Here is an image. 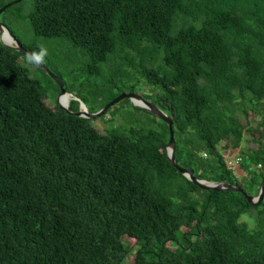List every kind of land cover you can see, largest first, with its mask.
I'll list each match as a JSON object with an SVG mask.
<instances>
[{
  "label": "trees",
  "instance_id": "16d2710c",
  "mask_svg": "<svg viewBox=\"0 0 264 264\" xmlns=\"http://www.w3.org/2000/svg\"><path fill=\"white\" fill-rule=\"evenodd\" d=\"M30 1L33 35L62 40L86 59L83 72L137 95L139 82L150 88L138 96L170 118L176 166L242 193L181 176L155 116L159 131L100 133L97 117L49 107L13 61L25 55L0 43V264H119L124 237L138 243L130 264H264V194L256 206L243 196H256L264 176V0ZM243 103L258 116L246 128L255 147L239 153L251 192L218 149L241 144Z\"/></svg>",
  "mask_w": 264,
  "mask_h": 264
},
{
  "label": "rangeland",
  "instance_id": "374dc122",
  "mask_svg": "<svg viewBox=\"0 0 264 264\" xmlns=\"http://www.w3.org/2000/svg\"><path fill=\"white\" fill-rule=\"evenodd\" d=\"M31 9V1L23 0L20 4L10 8L8 11L0 14V24L9 32V34L21 45L28 48L30 51L36 50L39 46H44L48 49V55L43 63L46 70L52 74L61 84V87L65 92L71 91V95L76 98V102H81L88 113H92L98 109L99 111L104 105L116 98L121 94H128L129 87L123 86L120 88H113L112 85H106L102 79L95 78L83 72V65L86 62L85 58H81L75 55L69 50L68 46L59 39H46L33 35L29 23L27 21V14ZM13 61L18 62L19 65L27 69L29 77L39 81L42 88L45 90V104L53 108L55 98L59 93V88L51 78H48L46 74H42L39 68L33 67L26 63L25 58L22 56L14 55ZM101 74L106 76V70L104 66H101ZM46 75V76H45ZM56 85V87L54 86ZM142 92H139L142 96H147L152 92H149V87L140 84ZM152 89V88H151ZM136 94V93H135ZM138 94V95H139ZM71 98L69 97V102ZM149 102H152V98H149ZM68 102V103H69ZM244 110L247 115L244 116L242 109L235 112V116L239 120L240 124L245 128L242 132V142L235 149L223 150V144L218 145V149L222 152V158L225 161L226 158L231 156H239L241 151L254 148L255 145L250 141L251 137L246 133L247 127H254L258 121V116L254 112L249 111L247 103H243ZM259 108L264 111V99L261 101ZM257 107H254L256 110ZM94 111L93 113L97 112ZM101 116V115H100ZM91 125L100 133H104L106 130L116 128L119 132H125L128 128L139 129L143 132L146 131H159L161 129L160 122L149 113L141 109H136L128 100L122 99L116 102L112 106L108 107L103 113V116L97 117L92 120ZM257 134L255 133V136ZM194 148V147H193ZM197 158L201 159V152H198ZM203 159V157H202ZM241 163L237 165L229 166L226 168L240 185L248 192L254 190V183L250 182L247 173L241 168ZM245 165V163H243ZM253 168V167H252ZM252 215V213H250ZM242 215L240 221H244L249 228L254 226V218L251 215ZM185 231V228H181ZM124 246H128L127 252L123 260L119 264H130L133 253L138 246L133 239L122 238ZM130 245V246H129Z\"/></svg>",
  "mask_w": 264,
  "mask_h": 264
},
{
  "label": "water",
  "instance_id": "95a60500",
  "mask_svg": "<svg viewBox=\"0 0 264 264\" xmlns=\"http://www.w3.org/2000/svg\"><path fill=\"white\" fill-rule=\"evenodd\" d=\"M18 1L19 0H14V1H11V2L3 5L0 8V12H2L4 9L9 7L10 5L17 3ZM3 32L6 33V35L10 38L12 44H6V43L2 42L1 34ZM0 43L4 46L14 50L15 52H17L19 54H24L26 56V54L29 53L9 34V32L1 24H0ZM37 68H39L44 74H46L49 78H51V80H53V82H55V84H57V86L59 88V93L55 98V103L59 109L65 111L67 114H73L76 117H81V118H85V119H93V118L98 117L101 114H103V112H105L108 107L112 106L113 104L120 101L121 99L126 98L131 103L132 106L137 107L141 110H144V111L152 114L153 116H155L156 118L161 120L166 125L167 131H168V140H167L165 148H164L165 158H166L167 162L169 163V165L171 167H173L187 181L191 182L193 185L198 187L200 190H210V191H214V192H219V191L224 190V191L242 193L241 189H239L238 187L232 186V185H228V184H224V183H218V182H207V181H204L201 179L194 178L192 176L191 170L180 168V167L176 166L174 163V156H173V154H174L173 153L174 141H173V133L171 130V120L166 114H164L161 110H159L151 102H148V101L142 99L137 94L129 93V94H121V95L117 96L116 98H114L113 100L108 102L99 111H97L95 113H88L85 110V108L81 102H78V110L76 112H70L68 110V104L69 103H67L65 105H61L58 102V99L63 94L68 95L71 98L70 100H76V98L73 97L70 93L65 92V90L62 89L59 81L46 70V68L43 66V64ZM136 102H139V104H137ZM263 194H264V176L261 177L259 189H258L256 196H254V197L246 196V195H243V196H244V199L247 202V204H249L251 206H256L261 201Z\"/></svg>",
  "mask_w": 264,
  "mask_h": 264
},
{
  "label": "clouds",
  "instance_id": "9594fccd",
  "mask_svg": "<svg viewBox=\"0 0 264 264\" xmlns=\"http://www.w3.org/2000/svg\"><path fill=\"white\" fill-rule=\"evenodd\" d=\"M47 55L48 49L44 46H39L36 50L26 54L25 61L33 67H39L44 63Z\"/></svg>",
  "mask_w": 264,
  "mask_h": 264
},
{
  "label": "bare ground",
  "instance_id": "6f19581e",
  "mask_svg": "<svg viewBox=\"0 0 264 264\" xmlns=\"http://www.w3.org/2000/svg\"><path fill=\"white\" fill-rule=\"evenodd\" d=\"M1 40L2 42L6 43V44H12L10 38L6 35V33H2L1 34ZM58 102L61 105H65L69 102V96L66 94H63L59 97ZM137 104H139V102H136Z\"/></svg>",
  "mask_w": 264,
  "mask_h": 264
},
{
  "label": "built area",
  "instance_id": "2783aa9c",
  "mask_svg": "<svg viewBox=\"0 0 264 264\" xmlns=\"http://www.w3.org/2000/svg\"><path fill=\"white\" fill-rule=\"evenodd\" d=\"M201 157L205 158V154L201 153ZM225 164L232 166V165H237L240 163V157L239 156H231L225 159ZM260 166L257 165L256 168L258 169Z\"/></svg>",
  "mask_w": 264,
  "mask_h": 264
}]
</instances>
